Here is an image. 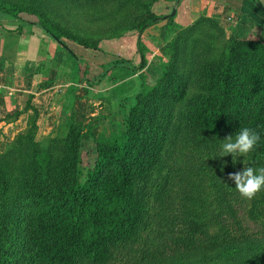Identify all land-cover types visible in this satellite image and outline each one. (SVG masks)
<instances>
[{
  "label": "trees",
  "instance_id": "1",
  "mask_svg": "<svg viewBox=\"0 0 264 264\" xmlns=\"http://www.w3.org/2000/svg\"><path fill=\"white\" fill-rule=\"evenodd\" d=\"M1 7L0 19L8 14ZM10 17L65 49L44 25ZM148 17L123 35H136L138 52L142 31L162 19ZM213 19L200 18L163 45L152 84L136 74L141 54L137 66L115 58L89 79V64L68 52L76 85L110 84L118 96L137 78V89L119 99L120 125L96 139L85 168L83 126L73 112L42 139L34 113L3 146L0 264H264V190L246 199L229 179L244 167H264V41L225 39ZM203 24L221 38L217 52L199 38ZM244 127L260 134L254 150L220 156L223 140ZM241 209L256 231L243 225Z\"/></svg>",
  "mask_w": 264,
  "mask_h": 264
},
{
  "label": "crops",
  "instance_id": "2",
  "mask_svg": "<svg viewBox=\"0 0 264 264\" xmlns=\"http://www.w3.org/2000/svg\"><path fill=\"white\" fill-rule=\"evenodd\" d=\"M186 1H188L186 5L198 1L200 9L207 5L206 11L210 9V13L213 11V16L222 21L225 18L228 20L227 15L231 14L227 24L232 25L239 20L237 18L239 14L236 11L241 10V0ZM182 3H184L183 0L177 2L172 9L175 13L173 19L177 22L184 19ZM207 13L206 16L209 17ZM184 17L187 20L185 26L192 22L191 17L189 19L187 15ZM17 23L6 19L0 20V140H12V135L21 132L34 113L37 127L36 139L53 136L56 133L53 131L54 127L62 125L68 119L70 111L75 114L73 102L78 101V97L85 99L81 116L84 129L88 123L94 122L95 124L109 109V113L118 110L119 99L131 96L136 91L138 85L136 78H133L134 88L129 93L118 96H113V86H108L110 84L105 86L76 85L74 79L77 78L75 76L72 79L73 62L68 59V52L79 62L89 64V79L96 78L101 73V66L107 65L115 58L129 60L135 66L139 62V56H134L130 60L121 58L119 54V56L112 55L105 51L101 52V50L87 49L73 42L62 41L65 46L63 49L52 38L36 30L32 25L22 26ZM255 24L252 25L255 26ZM167 25V19L157 20L143 30L138 40L140 43L147 41L148 34L151 33H153L151 36L154 41L160 40L162 31ZM247 28L250 30L252 26ZM156 29H159V33ZM133 36L136 41V35ZM133 36H123L121 40H128ZM13 112L17 115L7 117ZM95 117L97 118L94 119ZM110 123H113V120ZM43 130L46 131L43 132ZM91 130H88L90 135L94 133ZM83 134L84 130L82 136Z\"/></svg>",
  "mask_w": 264,
  "mask_h": 264
},
{
  "label": "rangeland",
  "instance_id": "3",
  "mask_svg": "<svg viewBox=\"0 0 264 264\" xmlns=\"http://www.w3.org/2000/svg\"><path fill=\"white\" fill-rule=\"evenodd\" d=\"M179 1L181 0H95L94 3L91 4L84 2L63 3L61 0H0V5H2V11L8 12L3 18L1 17L2 20H8L12 15L27 23L42 24L55 34L61 36V41L72 42L69 39L82 40L90 44H95L97 50H101V52L105 51L112 55L119 54L121 58L130 60L133 59L134 56L137 57L141 54L145 64L144 67L139 70L140 72L138 71L136 74L144 75V80L147 81L148 84H152L160 74L159 60L163 58V45L170 42L180 30H183L200 18L216 19L217 17L213 16V11L210 13V9L206 11V8H208L207 5L200 9L198 1L192 2L193 0H191L192 4L188 3L186 5L188 1L183 0L185 3H182L184 7L182 16L184 19L181 21L178 20L177 22L173 19L175 17L174 13L171 16L170 28L167 31H162L163 34L160 40L157 39L155 42L151 36L153 33L148 34L147 41L140 43L138 40L140 52L137 50V40L135 41L134 36L128 40H121V37L123 38L124 34L135 28L137 19L139 18L142 20L149 19V17L147 18L149 14L162 17V19L168 18L167 16ZM257 1L262 7H257L258 4H254L249 0H241V10L236 11V13L239 14L237 23H232V25L230 23L227 24L231 14L227 15L228 20L225 18L222 21V19L220 20L217 18V24L222 29L225 39L233 36L242 40L257 39L264 41V31H262L264 30V0ZM180 11L181 9L179 12ZM206 13L209 14V17L206 16ZM186 15L187 19L191 17L192 22L185 26L187 20H185L184 16ZM251 21L256 23L255 26L252 25L253 23ZM11 22H18L17 24H19V21ZM248 26H252V28H250L251 31L247 28ZM23 30H25L24 27ZM36 30L41 31L38 28H36ZM200 31L199 34H201L202 38H199L201 41L204 44H211V49L217 52L218 49L221 48L222 43L221 38H219L217 31L213 29V26L203 24ZM156 32L159 33V29H156ZM153 44L156 46H152ZM137 64L138 62L135 66H137ZM81 93L82 92H80V94ZM84 101V98L78 97V101L73 102L75 105L73 108L76 119L81 123ZM119 105L118 102V109ZM109 112L110 109L100 120H97L95 124H93L94 122H91V124L88 123V125L86 124L84 129H82V132L84 130L83 136L81 133L83 168L89 166L93 161L94 143L96 139L100 135L107 136L112 134L120 125L121 114L118 110H114V112L112 111L111 113ZM70 114L71 111L69 112V115ZM106 116H109L107 117L109 120H107ZM96 118L97 117L94 119ZM111 120H113V123H110ZM59 129V126H55L53 131L57 132ZM89 129H92L91 131L94 132L92 135L88 133ZM46 130H43V132ZM8 136H13L14 138L16 134ZM9 142H11V140H0V150ZM238 214L242 219L243 225L249 231H256L258 229L257 224L250 222L246 218L244 209L239 210Z\"/></svg>",
  "mask_w": 264,
  "mask_h": 264
},
{
  "label": "clouds",
  "instance_id": "4",
  "mask_svg": "<svg viewBox=\"0 0 264 264\" xmlns=\"http://www.w3.org/2000/svg\"><path fill=\"white\" fill-rule=\"evenodd\" d=\"M260 138V134L255 129L241 128L234 139L233 136H228L223 140L220 156L246 155L254 150ZM229 179L234 182L235 189L242 197L252 199L258 192L264 190V167L258 169L251 166L244 167L240 171L230 173Z\"/></svg>",
  "mask_w": 264,
  "mask_h": 264
},
{
  "label": "water",
  "instance_id": "5",
  "mask_svg": "<svg viewBox=\"0 0 264 264\" xmlns=\"http://www.w3.org/2000/svg\"><path fill=\"white\" fill-rule=\"evenodd\" d=\"M257 6H259V5H257ZM174 14V11L172 10L171 12H170V14L167 16V17H170V16H172Z\"/></svg>",
  "mask_w": 264,
  "mask_h": 264
}]
</instances>
